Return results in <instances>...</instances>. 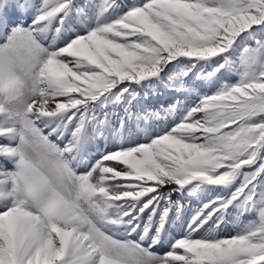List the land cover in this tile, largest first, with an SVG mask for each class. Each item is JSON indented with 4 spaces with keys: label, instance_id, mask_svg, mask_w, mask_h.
Segmentation results:
<instances>
[{
    "label": "snow or ice",
    "instance_id": "1",
    "mask_svg": "<svg viewBox=\"0 0 264 264\" xmlns=\"http://www.w3.org/2000/svg\"><path fill=\"white\" fill-rule=\"evenodd\" d=\"M0 264H264V0H0Z\"/></svg>",
    "mask_w": 264,
    "mask_h": 264
},
{
    "label": "rangeland",
    "instance_id": "2",
    "mask_svg": "<svg viewBox=\"0 0 264 264\" xmlns=\"http://www.w3.org/2000/svg\"><path fill=\"white\" fill-rule=\"evenodd\" d=\"M222 234H224V233H222ZM229 233H226V234H224V235H228Z\"/></svg>",
    "mask_w": 264,
    "mask_h": 264
}]
</instances>
